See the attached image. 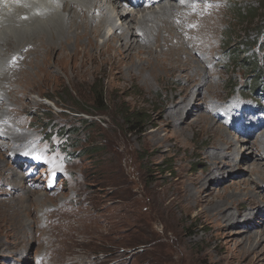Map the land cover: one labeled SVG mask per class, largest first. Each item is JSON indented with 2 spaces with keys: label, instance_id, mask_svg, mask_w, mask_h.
Returning <instances> with one entry per match:
<instances>
[{
  "label": "rangeland",
  "instance_id": "obj_1",
  "mask_svg": "<svg viewBox=\"0 0 264 264\" xmlns=\"http://www.w3.org/2000/svg\"><path fill=\"white\" fill-rule=\"evenodd\" d=\"M100 1L102 5L105 3L102 6L105 17L114 18V24L104 26L97 45L114 32L119 35L121 30L115 31L112 26L122 25L115 17L113 3ZM138 1L117 0L116 3L126 13L140 18L135 8L126 9L125 5L130 2L135 6ZM194 1L190 7L184 0L181 4L175 3L179 0H166L159 5L168 9L175 5L189 7L183 12L187 17L183 30L192 33L190 41L193 42L183 45L181 58L185 55L194 60L206 57V63L200 66L210 72L211 78L207 80L216 84L212 94L192 93V97L205 100L202 104L192 101L187 108L178 126L184 130L179 137L173 135L178 130L171 121H167L168 128L163 126L167 111L177 105L176 108L186 106L184 95L177 98L175 93L186 83L182 72L165 76L158 72L161 78L157 81L148 74L140 76L137 71L129 76L126 73L129 66L123 64L120 79H116L115 72H108L109 67L96 68L83 76L75 74L73 62H67L64 69H60L55 64L57 56L53 55L46 67L47 80L33 82L24 97L14 94L15 84L11 86V81L15 80L13 69L18 61L23 63V59H18V55L6 64V49L0 52L3 55L0 65L4 63L6 75L11 77V81H6L0 76V161L4 164L0 169V201L8 200L9 205H17L20 213L24 212L23 216L27 214L23 218L25 228L19 236L0 227V264H218L223 258L226 264H252L253 248L250 251L241 237L248 231L256 235V240L263 239L255 250L260 251L264 246V211L259 217H251L256 210L251 209L254 207L250 206L248 192L236 185L241 180H249L248 188L253 189L252 183L257 182L259 193L264 194L263 182L250 176L241 162L247 158L243 153L249 149L243 141L264 144V80L253 94L256 79L250 75L251 68L241 60L243 56L254 60L264 72V0ZM212 5L218 8L215 13L218 27L210 41H200V29L205 33L202 22L209 18ZM146 6L145 13L158 8ZM174 21L176 28L178 22ZM136 28L134 32L141 38ZM174 32L181 33L180 30ZM187 32L183 34L186 42L189 40ZM163 36L170 38L168 33ZM138 41L142 46V39ZM151 43L152 50L158 52L157 45ZM171 45V42H161V50L167 51ZM237 49L245 55L237 53ZM233 53L241 59L236 64L232 62ZM139 61L134 58L135 63ZM198 81L199 78H195L193 83L196 90ZM99 92H102V103L94 106L96 96L100 100ZM8 98L17 104L10 103ZM121 112L148 116L146 125L141 128L144 132L138 129L131 132ZM159 114L162 118H158ZM198 116L213 119L210 123L226 130L237 149L236 154L220 151L227 166L223 168L225 174L216 181L220 198L213 199L218 205L230 203L228 211L239 212L230 220L231 224L214 217L209 208L200 216L199 207L185 211L168 203H164L165 207L156 200L170 191L180 171L195 179L211 167L207 155L211 150L216 151L211 142L222 139L204 132L202 124L194 125ZM257 122H260L258 126ZM157 129H160V139L173 137L172 140L155 144L152 136ZM253 131L257 133L253 135ZM13 133L20 138L9 140ZM166 147L173 148L172 152L166 153ZM19 153L23 157L22 165L16 170L11 159L15 160ZM250 162L245 161L247 165ZM15 173L25 181L29 195L26 190L16 192L11 186ZM122 196L137 201L124 208ZM0 207L6 210L3 202ZM123 209L128 218L124 217ZM247 255L251 260L247 257L243 261ZM259 264H264V260Z\"/></svg>",
  "mask_w": 264,
  "mask_h": 264
},
{
  "label": "bare ground",
  "instance_id": "obj_2",
  "mask_svg": "<svg viewBox=\"0 0 264 264\" xmlns=\"http://www.w3.org/2000/svg\"><path fill=\"white\" fill-rule=\"evenodd\" d=\"M164 1L166 0H146V2L139 0L135 6H131L130 2H126V9L135 8V10L138 11L137 13L141 14L140 18H137L130 15L131 13L129 12L126 13L127 11L125 12V10L117 6V0H108V2L113 3L115 17L122 23L121 27L117 28L114 25L112 28L114 27L115 31L121 30V33L116 35L114 32L107 40L103 41L100 45H97V40L104 34V26L106 24L110 26L114 24V18L110 15L108 18L105 17V13L102 10V6H105V3L102 5L100 0H44L42 2L41 0H0V42L2 41L3 43H0V52H3V49H6V64L8 60L18 55H20L18 59H23L22 61H24L23 63H21V61H18L17 63L14 62L16 63V66L13 69V77H15L14 81H11V77H7L4 63L3 65H0V76L4 77L6 81L10 80L11 86L15 84L13 89L14 94L20 93L22 96L26 97L28 91H30L29 85H32L33 82L37 80H47L46 67L49 66V60L53 55L57 56L55 64L60 69L63 70L67 62H73L74 70L76 69L75 74L83 76L89 72H94L96 68L109 67L108 72H115L117 74L116 79H120L122 78L123 70L121 67L123 64H128L129 69L126 73L129 76H132L131 73L137 71L140 76H142V74H148L150 78L154 77L157 81L161 78H158V72L164 76L182 72L185 74L184 77L186 83L181 87V90L175 93L177 98H181L182 94L184 95L186 106L182 107V105L181 107L176 108L177 105L173 109L167 111L165 114L167 115V119L163 126L164 128H168L170 123L167 121H171V125L174 129L178 130L177 134L173 132V135L179 137L184 130L179 129L180 127L178 126H180L181 121L184 120L182 117L184 116L185 111H187V108L191 106L192 101H194V103L201 102L200 104H202L205 100L203 97L200 99L192 97V93L199 91L204 92L205 94H212L216 88V84L207 80V78H211L210 72L200 66L206 63V57L201 60H194L192 57L185 55L184 59L181 58L183 45H189L193 42L190 41L192 33L183 30L185 27L184 22H187V17L183 12L195 1L184 0V2L186 1V5H189L187 8H180L179 6H177V8L175 5L174 8L169 7V9L165 6H159ZM180 1L182 0H179V2H175L174 0L175 3L181 4ZM209 2H214V0ZM146 5H155L158 8L157 10L152 9L150 13H145V9L147 8ZM216 6H210V10ZM201 9L202 7H200V10ZM217 9L218 8H213L209 13V18L202 22V29L205 33L202 34V30L200 29L199 35L197 34L200 41H207L206 39L210 41L216 31L218 17L215 13ZM91 12H93V15ZM61 13L62 15H60ZM89 15L90 17L92 16L91 19L89 18ZM169 19H173V21L170 22ZM174 20L178 22L176 28H174L175 25L173 26V22H175ZM150 23L152 26L148 27V24ZM16 27H19V29ZM136 27H138L137 31L141 34V38L136 36V32H134V28ZM178 30H180L181 33L174 32ZM78 31H80V34H77ZM154 32H156V35L152 34ZM186 32L189 36L187 42L183 37V34H186ZM164 33H168L170 38H165L163 36ZM139 39H142V46L138 43ZM172 39L174 42H172ZM151 41H153V45H157L156 48L159 49L158 52L152 50V47L150 46V44H152ZM161 42L164 44H169L171 42V48H168L167 51H162ZM202 43L205 44L207 42ZM24 48H26V50L22 53L21 51ZM1 57H3V55L0 54V58ZM134 58H137L140 61L135 63ZM78 63L79 65L76 67ZM24 66L25 69L23 70ZM18 69L19 72L15 73ZM149 77L147 76L148 80L150 79ZM195 78H199L197 90L194 88L196 85H193ZM16 84H19V87L18 85L16 86ZM187 94L188 98H186ZM8 100L10 103L17 104V102H13L11 98H8ZM192 106H194V104ZM158 118H162V114H159ZM206 120L207 118L198 116L194 125L200 123L202 124L201 129H203L204 132L210 134L215 139H222V141L215 140L214 142H211V147L216 150L215 152L211 150L207 155V159L211 162V167L206 173H203L202 176L196 177L195 179L187 177L185 173L180 171L177 176L178 180L170 185V191L161 198L156 197V200L161 201L163 206H165L164 203H168V205L178 206L181 210L185 211H191L199 207L201 210H199L198 215L200 216L205 214L206 210L204 211V209L209 208L214 217L217 216L221 220L230 223V220L239 215V212L237 214L232 213L228 211L230 203L218 205L217 202V204L213 202V199L220 198L217 190L218 182L216 184V181L220 176L225 174L226 171H224L223 168L227 166V163L222 160V152L220 151L228 150L232 152V154H236L237 149L231 143L233 138L228 132H226V130L224 131L214 127L210 123V120L213 119ZM231 120L234 121V119ZM257 124H260V122H257L256 125ZM239 127L240 126L237 125V130ZM159 130L160 129H157L152 136L155 144H161L162 141L168 143L172 140L173 137L160 139L158 136ZM238 132H241V130H238ZM256 133L257 131H253V135ZM19 138L18 135L13 133L10 135L9 140L16 141ZM244 142L246 146L248 145L247 147L249 149H246V152L243 153V156L245 154L247 155V158H243L241 162L246 165L245 169L250 176L254 175L256 181L263 182L264 184V169L261 168L264 167V155L262 154L264 153V144H257L256 142L249 143L250 141L248 140L243 141V143ZM166 148V153L172 152L173 148ZM253 148H255V151H253ZM22 158V155L19 153L15 160L11 159L12 165L15 166L16 170L21 167ZM247 159L251 160L248 165L245 163ZM3 166V162L0 161V169ZM11 173H14V171H11ZM13 178L15 180H11V186L16 188V192H19V189L23 192L26 190L25 193H28L29 195V189L25 188V181L22 180V177H20L18 173H15L13 174ZM248 181L249 180H241L236 186L238 188L243 186V190L248 192V201L250 206L254 207L251 209L256 210H254V215L251 213V217H259L264 211V194L259 193L260 190L257 182L252 183L250 181L253 184V189H249V185L247 184ZM256 190L258 191L256 192ZM223 196H221V199ZM13 200L15 203L16 200ZM136 201L137 199L131 198L130 196L121 197V205L124 208H126L127 205H132ZM1 202H3V206L6 207V210H3L0 207V227H5L7 230L10 229L11 231H14L16 235L22 233L25 228L23 218L24 216H27V214L23 216L22 214L24 212L22 211L21 214L17 205H9L10 202L8 200L0 201V205ZM24 211L26 212L27 210L24 208ZM133 212L134 211H132L131 216L133 215ZM123 215L125 218H128L127 211L124 209ZM242 234L241 239H243L244 245L248 246L250 251L253 248L251 253L254 252L252 260L249 258V255L244 256L242 260L244 261L249 258L248 260H251L252 264L262 263L264 260V246L260 251L255 252V250L261 245L263 239L261 240V238H259L256 240V235H253L248 231ZM1 243L2 242H0V245ZM248 253L249 251L246 252V254ZM218 262V264H226L227 260L223 258Z\"/></svg>",
  "mask_w": 264,
  "mask_h": 264
},
{
  "label": "trees",
  "instance_id": "obj_3",
  "mask_svg": "<svg viewBox=\"0 0 264 264\" xmlns=\"http://www.w3.org/2000/svg\"><path fill=\"white\" fill-rule=\"evenodd\" d=\"M263 44H264V39H263ZM237 53L241 54V55H245L243 52L241 53L242 50L237 49ZM233 60L232 62L235 63L236 61H238L239 55H237L236 53L232 54ZM241 60V59H240ZM241 62H244L245 66L248 68H251V76L254 75V78L256 79L255 81V87L253 88V94L257 93L258 89L260 88L262 81L264 80V72H262L263 68L260 67L258 64L255 65L254 60H249L247 58H245L243 56ZM236 64V63H235ZM100 100L98 99V97L96 96L95 101H94V106H100L102 103V92L98 93ZM121 115L124 117V123L128 126V128L130 129V131H135L138 129V132L143 133L144 132V128H142L143 125H146L147 120L149 119L148 116H144L142 114L139 113H128V112H121Z\"/></svg>",
  "mask_w": 264,
  "mask_h": 264
}]
</instances>
